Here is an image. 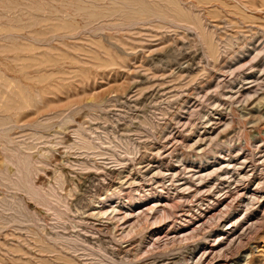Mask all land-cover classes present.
I'll list each match as a JSON object with an SVG mask.
<instances>
[{
  "label": "rangeland",
  "instance_id": "1",
  "mask_svg": "<svg viewBox=\"0 0 264 264\" xmlns=\"http://www.w3.org/2000/svg\"><path fill=\"white\" fill-rule=\"evenodd\" d=\"M160 190L139 261L264 264V0H0V264H132Z\"/></svg>",
  "mask_w": 264,
  "mask_h": 264
},
{
  "label": "bare ground",
  "instance_id": "2",
  "mask_svg": "<svg viewBox=\"0 0 264 264\" xmlns=\"http://www.w3.org/2000/svg\"><path fill=\"white\" fill-rule=\"evenodd\" d=\"M179 14V13H178ZM181 15V14H180ZM259 47V46H258ZM260 48V47H259ZM245 50V49H244ZM243 50V51H244ZM259 52V50H255V52ZM241 53H242V51H241ZM244 53V52H243ZM240 55V54H239ZM256 55V54H255ZM239 58V57H238ZM240 60V59H239ZM254 66V65H253ZM145 119V118H144ZM146 120H148V119H146ZM150 122V121H149ZM146 123H148V122H146ZM128 125V124H127ZM151 126H153L152 124H151ZM128 129H129V127H127ZM150 128V127H149ZM91 132V131H90ZM138 132V131H137ZM98 134V133H97ZM96 136V135H95ZM89 138V137H88ZM150 138V137H149ZM82 139V138H81ZM124 139V138H123ZM101 140V139H100ZM83 142H85V141H83ZM98 142H100V141H98ZM119 142L121 143V141L119 140ZM92 143H93V140H92ZM94 143H96V142H94ZM93 143V144H94ZM127 143V142H126ZM85 144H87V142L85 143ZM97 144V143H96ZM99 144L100 143H98L97 145H98V147H99ZM122 144V143H121ZM87 145H90L89 143L87 144ZM86 145V146H87ZM120 145V144H119ZM85 146V147H86ZM89 147V146H88ZM87 147V148H88ZM92 147L94 148L95 146L94 145H92ZM126 148V147H125ZM123 150H124V148H123ZM125 152V151H124ZM220 153V152H219ZM34 162V161H33ZM41 162V161H40ZM236 163V162H235ZM205 164V163H204ZM220 165V164H219ZM225 165V164H224ZM223 165V166H224ZM229 165H230V163H229ZM193 166V165H192ZM215 166V165H214ZM227 166V165H226ZM218 167V166H217ZM216 167V168H217ZM239 167V166H238ZM27 168V167H26ZM171 169V168H170ZM204 171V170H203ZM213 171V170H212ZM244 171V170H243ZM198 172V171H197ZM201 172V171H200ZM6 173V172H5ZM199 173V172H198ZM206 173V172H205ZM210 173V172H209ZM214 173V172H213ZM212 173V174H213ZM243 174V173H242ZM6 175V174H5ZM200 175H201V173H200ZM204 175V174H203ZM245 175V174H244ZM243 175V176H244ZM203 177V176H202ZM245 178V177H244ZM187 179V178H186ZM187 182V181H186ZM60 183V182H59ZM24 184V183H23ZM185 186H187L186 184H184ZM190 186V185H189ZM202 186V185H201ZM182 187V186H181ZM195 188V187H194ZM193 188V189H194ZM203 188V187H202ZM235 188V187H234ZM238 188V187H237ZM257 188V187H256ZM197 189V188H196ZM195 189V190H196ZM243 189V188H242ZM180 190H182V189H180ZM183 190H185L184 189V187H183ZM244 190V189H243ZM256 190V189H255ZM179 191V190H178ZM194 191V190H193ZM192 191V192H193ZM234 191H236V190H234ZM254 191V190H253ZM184 192V191H183ZM191 192V193H192ZM195 192V191H194ZM197 192H198V190H197ZM238 193H239V191H237ZM242 192V191H241ZM252 192V191H251ZM190 193V192H189ZM254 193V192H253ZM253 193H251V194H253ZM142 194V193H141ZM236 194V193H235ZM250 194V193H249ZM248 194V195H249ZM250 194V195H251ZM185 195H187V194H185ZM234 195V194H233ZM249 195V196H250ZM34 196V195H33ZM50 196V195H49ZM146 196L148 197V198H142L141 199V201L139 202V204H142V205H144L145 206V208L144 209H137L138 211H137V214H135V215H133L132 217L133 218H135V220H134V223H135V227L134 228H132L131 226H130V228H132V231L134 232V233H139L140 232V235L141 234H143V236H142V238H140V239H138V242H136L134 245H132L133 243H126V244H123V245H121L122 246V248H123V250H122V253H123V256H128L129 255V253L131 252V250H132V252H134L133 254H132V256H133V258H134V262L132 263V264H147L148 263V261H139V260H141V257H143V256H147L148 254L150 255L149 257H153V241H156L154 238H155V236H158V235H161V234H159V232H157L156 230H158L159 228H152V224L155 222V220H157V219H159V218H165L167 215H170V214H172L173 212L171 211V209L174 207V205H175V203H174V201H172V200H174L175 198H178V194L176 195V196H169V195H167L166 193H164L163 191H149V192H147L146 193ZM180 196V195H179ZM240 196V195H239ZM252 196V195H251ZM175 197V198H174ZM181 197V196H180ZM254 196H252V198H253ZM256 197V196H255ZM172 198H174V199H172ZM218 198H220V197H218ZM214 200V199H213ZM222 200V199H221ZM228 200V199H227ZM11 201H12V199H11ZM55 201V200H54ZM230 201H232V199L230 200ZM229 201V202H230ZM239 201V200H238ZM2 202V201H1ZM149 202H153V204H151V205H149ZM213 202V201H212ZM214 202H216L215 200H214ZM240 202V201H239ZM238 202V203H239ZM227 203V202H226ZM1 204V203H0ZM21 204V203H20ZM239 204H241V203H239ZM222 205V204H221ZM225 205V204H224ZM228 205H229V207H230V204L228 203ZM228 205H225V206H223L224 208L225 207H227ZM233 205V204H232ZM236 205V204H235ZM128 206H130V203L129 202H121L120 200H117V202H116V204H114L113 206H111V209H110V214L112 213V216H113V218L114 217H117V218H119L120 216V218H125L126 217V215L127 214H130V211H129V209L127 208ZM176 206V205H175ZM210 206V205H209ZM237 206V205H236ZM10 208H11V206H9ZM22 207V206H21ZM239 207V206H238ZM142 208H143V206H142ZM222 208V207H221ZM223 208V209H224ZM231 208V207H230ZM235 208H237V207H235ZM205 209V208H204ZM220 208H218L217 210H219ZM225 209H228V208H225ZM101 210V209H100ZM106 211H107V209H105ZM214 210V209H213ZM230 210V209H229ZM106 211H103V210H101V212H103V213H105ZM203 211V210H202ZM201 211V212H202ZM221 211H223V210H219V212H221ZM227 211V210H226ZM231 211V210H230ZM229 211V212H230ZM16 212V211H15ZM204 212V211H203ZM202 212V213H203ZM209 212V211H208ZM215 212H218V211H215ZM218 212V213H219ZM223 212H225V211H223ZM228 212V211H227ZM107 213V212H106ZM124 213V214H123ZM135 213H136V211H135ZM200 213V212H199ZM222 213V212H221ZM22 214V213H21ZM100 214H102V213H100ZM126 214V215H125ZM201 214V213H200ZM205 214V213H204ZM210 214V213H209ZM208 214V215H209ZM213 214V213H212ZM216 214V213H215ZM153 215V216H152ZM217 216L219 215V214H216ZM221 215V214H220ZM184 216V215H183ZM204 216V215H203ZM210 216H212V217H210ZM210 216H206V217H208L207 218V220H206V222L209 220V219H211V218H214V217H216V216H214V215H210ZM214 216V217H213ZM152 217H153V219H155L154 220V222H152L151 221V219H152ZM195 217V216H194ZM127 218V217H126ZM187 218V217H186ZM16 219V218H15ZM174 219V218H173ZM179 219H180V217H179ZM181 219H183V218H181ZM189 219V218H188ZM206 219V218H205ZM190 220V219H189ZM191 220H192V218H191ZM185 221V220H184ZM211 221V220H210ZM210 221H208V223L210 222ZM172 222V221H171ZM182 222V221H181ZM189 222V221H188ZM188 222H184V223H182L181 225H179V227H178V229H177V231H176V233H175V235L176 234H179L178 235V237H175V235H173L174 236V238L173 239H177V242H179V239H183V241H180V243L181 242H185L186 240H188V238L189 239H191L190 237H193V236H195L196 234H199V231H197L195 228H192V229H190V230H187V228H185L184 226H185V224L186 223H188ZM200 222V221H199ZM198 222V223H199ZM203 222H205V221H203ZM205 222V224H208V223H206ZM199 224H201V222L199 223ZM205 224H203L202 223V229H203V227H205V226H207V225H205ZM230 225L232 224L231 222L229 223ZM205 225V226H204ZM172 226V225H171ZM170 226V227H171ZM193 226H197V223H196V225H194L193 224ZM198 228L197 229H199L200 228V226H197ZM232 227V226H231ZM145 228H149L148 229V231H146L145 230ZM200 228V229H201ZM154 230H155V232H154ZM131 229L130 230H128L126 233H125V235H123L122 236V238H128L129 237V235L131 234ZM160 231H162V230H160ZM229 231V230H228ZM232 231V230H231ZM224 232V231H223ZM174 234V233H173ZM225 234H227V233H225ZM212 235V234H211ZM223 235V234H222ZM233 235V234H232ZM124 236H126V237H124ZM131 236V235H130ZM167 236H169V235H167ZM230 236V235H229ZM160 237V236H159ZM170 237V236H169ZM217 237V236H216ZM218 237H220L219 235H218ZM81 238V237H80ZM138 238V237H137ZM172 238V237H171ZM221 238H223V237H221ZM230 238V237H229ZM76 239V238H75ZM86 239V238H85ZM77 240V239H76ZM80 240V239H79ZM135 240V239H134ZM221 240V239H220ZM75 241V240H74ZM73 241V242H74ZM82 241V240H81ZM135 241H137V240H135ZM147 241V243H150V247L149 248H146V249H144L143 250V248H145V247H143L142 246V244L143 243H145ZM84 241H82V243H83ZM167 243V242H166ZM179 243V244H180ZM84 245V244H83ZM146 245H148V244H146ZM201 245V244H200ZM92 246V245H91ZM181 246H182V244H181ZM185 246V245H184ZM147 247V246H146ZM212 247V246H211ZM210 247V248H211ZM209 248V249H210ZM204 250V249H203ZM206 251V250H205ZM209 251V250H208ZM212 251V250H211ZM114 253V252H113ZM142 253V254H141ZM192 253V252H191ZM205 253H207V251L205 252ZM212 253V252H211ZM208 255V254H207ZM100 256V255H99ZM200 256V255H199ZM148 257V256H147ZM146 257V258H147ZM202 257H203V254H202ZM112 258V257H111ZM144 258V257H143ZM184 258V257H183ZM211 258V257H210ZM129 259V258H128ZM132 259V258H131ZM178 259V258H177ZM181 259V258H180ZM201 258H199V260H200ZM205 259V258H204ZM203 259V260H204ZM208 259V258H207ZM133 260V259H132ZM151 260H152V258H151ZM151 260H149L150 262H151ZM159 260H161V259H159ZM183 260V259H182ZM182 260H181V262H182ZM209 260L210 259H208V262H209ZM108 261V260H107ZM155 261H157V258H156V260ZM154 261V262H155ZM179 261V260H178ZM149 262V263H150ZM173 262H174V260H173ZM173 262H167L166 264H175V263H173ZM184 262V261H183ZM186 262V261H185ZM196 262H197V260H196ZM97 263V262H96ZM110 263V262H109ZM193 263H195V262H193ZM151 264V263H150ZM154 264V263H153ZM196 264V263H195ZM205 264V263H204ZM210 264V263H209Z\"/></svg>",
  "mask_w": 264,
  "mask_h": 264
}]
</instances>
